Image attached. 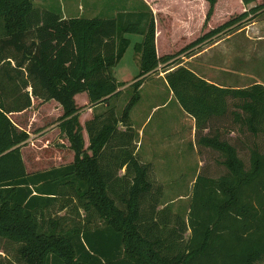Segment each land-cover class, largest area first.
I'll return each mask as SVG.
<instances>
[{"label": "trees", "instance_id": "1", "mask_svg": "<svg viewBox=\"0 0 264 264\" xmlns=\"http://www.w3.org/2000/svg\"><path fill=\"white\" fill-rule=\"evenodd\" d=\"M162 1L167 10L157 20L149 11L123 24L0 0V264H264V86L219 88L179 66L262 15L264 0H189L206 4L189 36L184 6ZM175 23L179 35L171 36ZM121 32L142 36L133 95L121 113L110 106L82 124L79 98L94 109L120 95L112 69L130 44ZM159 66L195 119L197 145L217 152L226 169L217 178L195 177L186 219L162 206V184L138 157L130 118ZM34 99L61 107L53 123L73 160L28 172L22 148L30 134L10 115ZM212 118L228 125L198 138Z\"/></svg>", "mask_w": 264, "mask_h": 264}, {"label": "rangeland", "instance_id": "2", "mask_svg": "<svg viewBox=\"0 0 264 264\" xmlns=\"http://www.w3.org/2000/svg\"><path fill=\"white\" fill-rule=\"evenodd\" d=\"M63 1L65 0H47L46 4L48 8L58 9L64 19L72 16L92 17V14H76L74 0ZM34 3L36 6H43L42 0H34ZM252 6L253 4L250 5V8ZM116 18H119L123 24L128 21L127 15L120 14ZM120 35L128 39L130 44L122 59L112 69V76L118 84L125 86L139 74V61H135V59L138 57L139 60L137 43L141 44L142 41L140 35L122 32ZM179 66L187 67L190 70L196 69L201 75L212 76L211 78L214 80L226 77L228 88H245L255 83L264 85V13L244 23L238 29L214 38L210 43L195 50L190 56L180 59ZM162 72L165 77L166 73L163 70ZM154 86L156 85L148 83L146 88L151 91L154 90ZM156 87L159 89L158 94H148L147 89H140L139 94L142 98L141 100L139 98L140 101L138 100L130 112L131 123L137 134L136 142H139L140 155L144 157L146 154H153L156 157L150 160L149 164L152 165L156 180L163 187L162 206L168 205L174 213L186 219L195 177L202 174L217 178L226 173V169L219 166L221 158L216 153L208 160L203 154L199 153L198 156L192 151L190 139L186 136L189 131L188 122H185L187 131L185 129L183 132V138L188 137L184 143L187 149L183 151V154L177 151L176 131L177 125L184 121L183 110L175 98L170 96V90L164 80L159 79ZM132 95L133 90L128 85L120 91V95L111 99L107 106L99 107L95 113H100L110 106L115 107L121 113ZM77 103L82 106L83 99L79 98ZM35 104L36 118L28 130L32 138L22 148L24 160L29 165L27 166L28 172L46 170L73 160L71 151L60 142L64 138L59 136L57 130L54 131L57 128L53 123L54 117L57 116V110L52 107L53 103H49L45 107H42L43 103ZM163 104L165 105L161 106ZM155 105L160 107L152 111V107ZM28 111L29 109L21 116L10 115V118L16 123L27 122ZM90 111L85 106L82 113ZM60 114H62V110ZM146 120L145 126L141 129ZM232 136L237 137V131H234ZM33 141L39 150L31 146L30 143L33 144ZM57 143L63 147H57ZM43 146H47V148ZM246 155V152L240 154L241 157H246ZM33 162L37 163V166H30ZM199 163L203 164L202 168L198 167Z\"/></svg>", "mask_w": 264, "mask_h": 264}, {"label": "crops", "instance_id": "3", "mask_svg": "<svg viewBox=\"0 0 264 264\" xmlns=\"http://www.w3.org/2000/svg\"><path fill=\"white\" fill-rule=\"evenodd\" d=\"M42 1H43V3H42L43 6H41V7L47 8V4H46L47 0H42ZM67 1H69V0H65L63 2H67ZM74 1H75V7H76V11H75L76 14L77 13H79V14H92V17H89V18L98 17V16H101L103 18H116L117 16L122 14V15H127V20L130 22L136 21L137 19L141 18V16H144L147 13H149V11L153 14L155 20H157V18H158L157 12L158 11H165V9H166L165 3H163L162 0H74ZM175 1H177V0H175ZM33 3H34V0H33ZM177 3H178L177 7L179 5L184 6V8L183 7H179V8L183 9L184 12H186V15H185L186 20L185 21H187L188 23L183 21L182 24L187 25L183 28V30L184 31L186 30V32H184V33L186 34V36H189L191 33L190 32L191 25L194 24L193 19L195 17L197 9H199L203 14L204 11L206 10V4L203 3L202 1L191 2L189 0H178ZM176 30L180 31L178 23H175L174 27H172L171 36H173L174 34L179 35V32L174 33ZM132 35H136V34H132ZM140 37H141V41H142V36L140 35ZM135 61H139L138 57L135 59ZM138 68H139V65H138ZM162 70H163L162 66H159L153 74H151L150 76L147 77V79L144 81V83L142 84L140 89L146 90L148 83H152L153 85L157 86L159 79L164 80V74H163ZM191 71H193L197 76L201 77L202 79H204L206 82H208L210 84H213L219 88H225V89L228 88L226 86V82H227L226 77H223L220 80H214L211 78L212 76L207 77V76L201 75V73L199 71H197L196 69H192ZM135 78H136V76H134L132 78V80L129 83H127L125 86L120 87L118 89V91H121L124 87L131 85V83L133 82V80ZM164 82H165V80H164ZM156 86H154V90L148 91V89H147L148 94H158L159 89H157ZM166 86H167V84H166ZM230 88L231 89H240V88H244V87H230ZM140 89H139V91H140ZM169 94H170V96H172L171 91L169 92ZM141 98H142V96H141ZM141 98H140V100H141ZM35 103H41V102L39 100H35V99L33 100L32 106L28 111L27 122H22L19 125H17L20 129L22 127H26V129L29 130L32 123L35 121L34 120L36 118V116H35L36 113L34 110V107L36 105ZM49 103H53L52 107L56 108V110H57V116L54 117L56 119L57 117H59L61 115L60 114L61 107L54 101L44 103L42 107H45V105H48ZM87 104L88 103H87L86 99L84 98L82 106H86ZM164 105L165 104H163L161 106H164ZM158 107H160V106L159 105L153 106L152 111L156 110ZM98 108L99 107H96L94 109H90L91 110L90 112L81 113L80 122L83 124L87 119H90L93 115V112H95V110H97ZM24 113L13 114V115L21 116ZM182 113L184 116V121H183V123L177 125V131H176V136H177V138H176V140H177L176 149H177V151L181 152L183 154V151L187 149V147L184 146V143L187 140V138L189 137L190 142H191L190 148L192 149L193 152L197 153L198 156H199V153L201 155L203 154V156L206 157L208 160H209V158H211L213 156L214 153H216L219 156V154L217 152H215L214 150H212L208 147L196 145L197 142H196L195 119L183 111H182ZM147 120L142 125L141 129L145 126ZM185 122H188L189 131L186 133V136H188V137L183 138V132L186 129L185 128ZM227 125H228V123H227L226 119L222 120L221 118H212L208 122V128L199 132L198 138L201 137V135L208 134L209 131H211L212 133H215L217 129L219 131H221L224 128V126H227ZM56 130H57V132H59L58 128L54 129V131H56ZM186 131H187V129H186ZM232 134L230 136H232ZM30 138H32V137H30ZM232 138H234V137L232 136ZM64 141L65 140H63V139L60 140L61 144H64L65 147L68 148V143L66 141L65 142ZM33 145H34V141H33ZM138 145H139V142H137V154H138L139 159L142 162L150 163L149 162L150 160H153L156 158L153 154H151V155L146 154V155H144V157L141 156L140 151L138 149ZM197 146H198V149H197ZM33 147L36 148L35 145ZM43 147L47 148V146H43ZM36 149L39 150L38 147ZM72 156H73V153H72ZM67 163H69V162H67ZM63 164H66V163H63ZM27 166H29V165L26 164V168H27ZM30 166L35 167V166H37V163L35 164V162H33ZM219 166H221V165H219ZM198 167L202 168L203 164L199 163ZM206 168L208 169V166Z\"/></svg>", "mask_w": 264, "mask_h": 264}]
</instances>
